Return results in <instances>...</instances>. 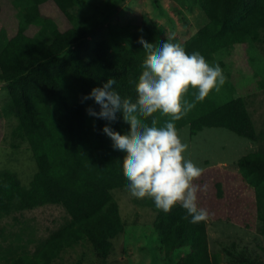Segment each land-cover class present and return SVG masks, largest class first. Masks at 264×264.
<instances>
[{
  "label": "trees",
  "instance_id": "obj_1",
  "mask_svg": "<svg viewBox=\"0 0 264 264\" xmlns=\"http://www.w3.org/2000/svg\"><path fill=\"white\" fill-rule=\"evenodd\" d=\"M10 1L18 20L12 35L1 25L0 1V82L10 90L1 115L17 119L11 135L28 143L36 172L28 186L14 173H0V216L57 205L69 219L46 238L30 231L9 233L13 239L6 247L0 241V264H51L64 249L83 240L98 257H105L112 250L111 240L124 229L111 191L125 187L127 180L122 173L124 153L113 148L102 128L108 125L123 135L129 126L119 113L111 123L88 115L87 108L99 112L100 106L82 97L114 77V90L134 101L129 81L137 80L146 57L138 38L156 43L165 36L162 28L144 18L129 47L115 49L98 41L89 46L85 24L71 12L79 0H49L65 26L42 14L40 0ZM194 4L199 10L197 29L180 43L188 54L199 52L209 62L236 44L264 45V0ZM194 95L190 88L186 98L191 102ZM155 118L158 126L170 119L159 114ZM185 126L190 136L216 127L257 143V149L240 157L237 165L253 188L256 218L264 233V128L257 129L245 97L223 104L206 97L175 121L177 130ZM220 187L217 184L219 196ZM186 216L178 204L168 213L159 210L153 221L166 257L184 250L175 264H264L256 254L233 247L225 248L228 260L222 262L209 248L207 220L192 223Z\"/></svg>",
  "mask_w": 264,
  "mask_h": 264
},
{
  "label": "rangeland",
  "instance_id": "obj_2",
  "mask_svg": "<svg viewBox=\"0 0 264 264\" xmlns=\"http://www.w3.org/2000/svg\"><path fill=\"white\" fill-rule=\"evenodd\" d=\"M0 1L1 25L12 35L18 21L15 7L10 0ZM39 9L42 14L63 21L49 0H40ZM71 12L85 24L89 46L98 41L115 49L130 46L131 35L144 18L162 28L165 39L172 36L174 43L189 38L199 19L194 0H79ZM208 63L220 66L226 82L219 92L213 90L207 97L218 104L245 97L257 129L264 128V45L251 41L236 44L217 53ZM9 96V88L0 82V173H14L22 185L28 186L36 164L28 143L11 135L17 119L1 115ZM177 132L187 145L184 157L203 169L195 183L204 189L198 193V206L209 213L206 220L210 250L222 262L228 260L225 248L232 247L252 252L264 262V233H260L256 218L254 191L242 179L237 165L240 157L257 149V143L224 128H204L194 136H190L188 126ZM217 184L221 186V196ZM111 194L124 226L123 232L111 240L112 250L105 257H98L90 243L83 240L64 249L51 264H175L184 250L165 256L153 226L159 211L154 202L132 197L126 186L113 189ZM68 219L57 205L13 211L0 216V241L6 247L13 239L9 233L24 235L28 231L46 238Z\"/></svg>",
  "mask_w": 264,
  "mask_h": 264
},
{
  "label": "clouds",
  "instance_id": "obj_3",
  "mask_svg": "<svg viewBox=\"0 0 264 264\" xmlns=\"http://www.w3.org/2000/svg\"><path fill=\"white\" fill-rule=\"evenodd\" d=\"M172 40L169 36L149 43L138 38L146 57L137 80L129 81L134 86V101L114 90V77L94 87L82 101L92 99L100 106L99 112L87 108L88 115L111 123L119 113L128 124L129 130L123 135L108 125L102 131L113 148L124 153L122 173L130 195L151 199L165 213L179 204L187 213L185 218L197 223L209 215L207 209L198 206V193L204 189L195 181L203 169L184 157L187 145L181 141L175 121L211 91L219 92L226 77L218 64L210 65L199 52L188 54L183 45ZM190 88L195 90L191 102L186 98ZM155 114L170 119L158 126ZM149 118L150 124L146 122Z\"/></svg>",
  "mask_w": 264,
  "mask_h": 264
}]
</instances>
